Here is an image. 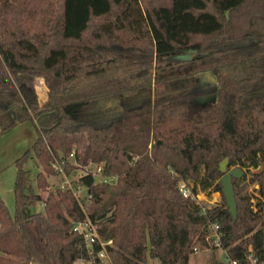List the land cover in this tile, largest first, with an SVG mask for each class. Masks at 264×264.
<instances>
[{
  "label": "trees",
  "instance_id": "obj_1",
  "mask_svg": "<svg viewBox=\"0 0 264 264\" xmlns=\"http://www.w3.org/2000/svg\"><path fill=\"white\" fill-rule=\"evenodd\" d=\"M255 18L264 19V0H0V134L24 121L36 132L14 160L13 211L0 195V264L87 257L72 230L85 217L111 240V264H188L196 240L213 241V223L227 257L264 264V165L251 174L256 202L232 178L235 217L219 170L225 157L228 168L264 160V30ZM205 72L214 84H197ZM56 163L66 173L99 164L107 178L91 168L79 175L78 200L70 188H47ZM180 180L219 191L221 202L202 211Z\"/></svg>",
  "mask_w": 264,
  "mask_h": 264
},
{
  "label": "rangeland",
  "instance_id": "obj_2",
  "mask_svg": "<svg viewBox=\"0 0 264 264\" xmlns=\"http://www.w3.org/2000/svg\"><path fill=\"white\" fill-rule=\"evenodd\" d=\"M253 27L257 29H262L264 30V19L261 18H255L253 20ZM34 82H35V87H36V92L38 94V98L43 97V91H44V86H43V79L41 77H34ZM215 83V77L211 73H201L199 74L197 78V84L199 85H206V84H214ZM213 96H209L203 99H200L199 102H204L207 100H212ZM30 124V123H27ZM264 165V160L260 161V164L253 168V167H248L246 165L240 167L242 169V173L239 177L236 178L240 188H242V192L251 194L253 197L251 200L253 202L257 201L256 195H257V185L256 183L251 181V174L258 168ZM24 167L29 169L28 176H29V184L34 188V190L39 191L36 185V180H35V175L36 172L40 169L34 161L29 158L25 161ZM62 167L59 163H56L54 165V168L56 169L55 174L48 175V189H55L56 187H60L65 181H68L70 184H74L77 174L81 171V168H76L72 170L70 173H66L65 170L62 168L60 170L59 168ZM88 168H91V170L96 169V164L95 163H90L87 165ZM227 169H229L227 167ZM96 179H106L104 175L101 174V171L95 174ZM109 179V178H108ZM110 179H112L110 177ZM187 183L190 185L192 184L191 180H187ZM62 188V187H61ZM65 188V187H64ZM80 199L86 197V190L82 189L81 192L79 193ZM222 200V195L219 191H211L209 193L204 192V195L200 199V203L207 207L214 206L217 203H220ZM9 208L11 211H13V201L9 205ZM42 208V205L40 202L35 203L34 205L28 206L27 211H35L39 210ZM263 227H264V222H263ZM212 231H210L209 236L213 238ZM216 245L212 240H208L207 247L202 245L198 240L195 241L194 246H193V251L189 254L188 257V264H227L228 263V257L225 253V250L219 246L216 245V247H212ZM78 264V263H74ZM144 264H159L158 258H152V257H147L146 261Z\"/></svg>",
  "mask_w": 264,
  "mask_h": 264
},
{
  "label": "built area",
  "instance_id": "obj_3",
  "mask_svg": "<svg viewBox=\"0 0 264 264\" xmlns=\"http://www.w3.org/2000/svg\"><path fill=\"white\" fill-rule=\"evenodd\" d=\"M62 170V167L59 168ZM90 168H82L81 171L77 174V177L81 174L86 173ZM101 171V165L96 164V169L92 170V174L95 176L98 172ZM76 177V178H77ZM103 180H106L105 178ZM60 187L62 188H70L74 196L78 199H80L79 193L82 189L86 190V187L83 186L79 182H75L74 184H70L68 181H65ZM178 189L181 192V194L185 197L192 198L196 203H198L202 208V211L205 210V206H203L200 203L201 197L204 195V192L201 190H198L197 192H193L190 188V185L184 181L180 180L178 182ZM41 205H43V201H40ZM217 227L218 225L216 223H213L210 225V229L212 230V235L214 237V242L216 245L219 244V235L217 233ZM72 230L74 232L79 233L82 236L84 247L87 253V257H77L75 260V263L78 264H111L110 258L108 255V251L106 248L107 244H111V240H102L98 229L97 224L93 222L88 217H85L81 220H76L72 224ZM248 261H242L239 259L229 258L228 257V263L227 264H259L255 257H253L251 254L247 256ZM261 264V263H260Z\"/></svg>",
  "mask_w": 264,
  "mask_h": 264
},
{
  "label": "crops",
  "instance_id": "obj_4",
  "mask_svg": "<svg viewBox=\"0 0 264 264\" xmlns=\"http://www.w3.org/2000/svg\"><path fill=\"white\" fill-rule=\"evenodd\" d=\"M29 121L17 123L0 134V195L8 209L13 201V183L16 174L14 160L28 148L36 137L34 126Z\"/></svg>",
  "mask_w": 264,
  "mask_h": 264
},
{
  "label": "water",
  "instance_id": "obj_5",
  "mask_svg": "<svg viewBox=\"0 0 264 264\" xmlns=\"http://www.w3.org/2000/svg\"><path fill=\"white\" fill-rule=\"evenodd\" d=\"M210 74L209 72H205ZM199 76V75H198ZM228 158H223L219 163V170L222 172L220 176V182L222 187V194L224 196L226 205L228 207L229 213L235 217L236 216V199L234 196V189L232 178L239 177L242 173V169L238 166H233L227 169Z\"/></svg>",
  "mask_w": 264,
  "mask_h": 264
}]
</instances>
